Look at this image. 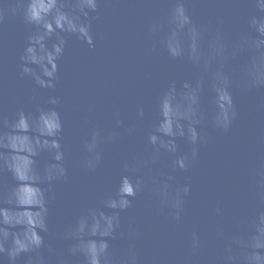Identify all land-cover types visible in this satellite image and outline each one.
Here are the masks:
<instances>
[{
	"label": "clouds",
	"instance_id": "9594fccd",
	"mask_svg": "<svg viewBox=\"0 0 264 264\" xmlns=\"http://www.w3.org/2000/svg\"><path fill=\"white\" fill-rule=\"evenodd\" d=\"M217 2L220 0H133L127 4L156 10L144 23L146 55L163 53L168 61L191 69L192 75L171 79L156 97L155 117L143 136L144 150L120 161L122 172L114 190L55 233L68 242L66 255L45 241V234L51 231L53 194L42 189L32 168L35 146L50 143L61 148L57 139L63 132L61 97L48 95L43 104L37 103L35 116L21 108L8 120L9 131L0 139L12 154L4 173L11 174L14 183L0 192V264H50L52 258L55 264H72L69 257L76 258V264H145L137 244L140 230L131 224L125 229L121 223V213L132 208L138 196L169 223H185L186 206L193 195L190 173L201 158L202 147L209 143L210 130L230 133L240 118L236 89L242 93L264 91V0H250L256 12L246 18V29L234 34L222 17L214 25L194 19L192 8ZM118 4L116 0H0V25L7 15L19 14L32 28L18 62L20 78L35 85L31 100L39 99L40 90L56 89L59 62L70 37L83 41L90 50L97 49L105 33L95 31L93 22L101 19L102 6ZM136 116L141 121L146 118L143 105L137 106ZM113 117L114 127H93L84 141L88 170L99 167L104 145L139 131L135 124L125 126L119 109L113 111ZM21 139L28 145L26 149L19 147ZM22 150L29 153L23 168L15 162ZM62 157L58 152L56 159ZM252 176L251 204L235 212L227 226L220 201L210 208V214L218 218L215 223L192 224L187 246L193 264H264V161ZM67 177V169L61 167L47 180L51 183ZM117 239L125 242L119 250L111 243Z\"/></svg>",
	"mask_w": 264,
	"mask_h": 264
},
{
	"label": "water",
	"instance_id": "95a60500",
	"mask_svg": "<svg viewBox=\"0 0 264 264\" xmlns=\"http://www.w3.org/2000/svg\"><path fill=\"white\" fill-rule=\"evenodd\" d=\"M116 2L121 4L102 6L101 19L93 22L95 31L105 33L97 49L90 50L83 41L70 37L59 62L56 89L40 90L39 99L35 101L30 99L35 86L33 81L20 78L18 68L19 55L32 28L22 22L19 14L7 15L0 25V138L9 131L7 122L18 109L23 108L35 116L37 103L43 104L48 95L61 97L63 132L57 137L61 148L51 147L50 143L34 145L37 155L32 165L42 189L53 194L49 204L51 231L45 234V241L59 251H65L68 242L55 233L86 207L98 204L99 199L111 193L122 172L120 161L144 150V132L153 122L155 101L161 90L171 79L192 75L191 69L168 61L163 53L146 55L144 23L156 10L127 5L133 0ZM192 12L194 19L206 20L211 25L217 18H224L229 33L234 34L246 29V18L256 9L250 0L235 4L220 0L197 5ZM235 98L240 118L230 133L210 130L209 143L202 147L201 158L191 170L193 195L186 206L185 223H169L149 210L140 196L133 201L132 208L121 213L123 228L131 224L141 232L137 244L145 264H193L187 246V232L192 224L215 223L218 218L210 214V208L216 201L225 209L223 222L226 226L235 212L250 206L252 173L264 161V91L242 93L236 89ZM139 105L146 109L143 121L136 116ZM115 109H119L125 126L135 124L139 131L135 136L124 134L118 141L104 145L99 167L95 171L88 170L84 166L89 155L84 141L93 127H114ZM17 135L23 137L24 133ZM18 145L21 149L28 147L22 139ZM181 147H185L183 142ZM58 152L63 153L60 160L56 159ZM11 158L6 143L0 139V192L4 186L14 183L11 174L4 173ZM28 159L29 153L22 150L15 162L23 168ZM61 167L67 169V179L49 183L47 177L57 175ZM111 243L119 250L125 242L117 239ZM69 259L76 264V258ZM50 264H55L54 258Z\"/></svg>",
	"mask_w": 264,
	"mask_h": 264
}]
</instances>
